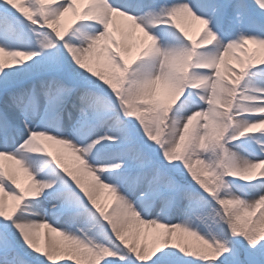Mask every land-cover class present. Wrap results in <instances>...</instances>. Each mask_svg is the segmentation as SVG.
I'll use <instances>...</instances> for the list:
<instances>
[{
  "label": "snow or ice",
  "instance_id": "snow-or-ice-1",
  "mask_svg": "<svg viewBox=\"0 0 264 264\" xmlns=\"http://www.w3.org/2000/svg\"><path fill=\"white\" fill-rule=\"evenodd\" d=\"M0 264H264V0H0Z\"/></svg>",
  "mask_w": 264,
  "mask_h": 264
},
{
  "label": "bare ground",
  "instance_id": "bare-ground-1",
  "mask_svg": "<svg viewBox=\"0 0 264 264\" xmlns=\"http://www.w3.org/2000/svg\"><path fill=\"white\" fill-rule=\"evenodd\" d=\"M193 38H197L196 36H195V33H193ZM18 181L21 183V184H26V179L23 177V175L22 174H19L18 175ZM43 231L44 230H42V233H43ZM42 239H43V236H42Z\"/></svg>",
  "mask_w": 264,
  "mask_h": 264
}]
</instances>
